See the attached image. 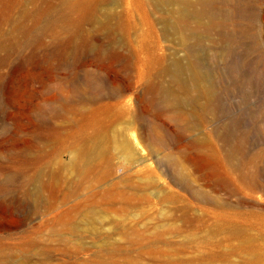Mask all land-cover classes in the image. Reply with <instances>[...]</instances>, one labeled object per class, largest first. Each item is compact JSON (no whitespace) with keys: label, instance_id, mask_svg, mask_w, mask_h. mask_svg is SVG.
<instances>
[{"label":"rangeland","instance_id":"rangeland-1","mask_svg":"<svg viewBox=\"0 0 264 264\" xmlns=\"http://www.w3.org/2000/svg\"><path fill=\"white\" fill-rule=\"evenodd\" d=\"M66 1L0 0V264H264V0H239L237 26L188 19L219 98L187 128L148 88L186 61L172 6L89 0L54 38ZM81 145L94 151L73 166Z\"/></svg>","mask_w":264,"mask_h":264},{"label":"bare ground","instance_id":"bare-ground-1","mask_svg":"<svg viewBox=\"0 0 264 264\" xmlns=\"http://www.w3.org/2000/svg\"><path fill=\"white\" fill-rule=\"evenodd\" d=\"M92 1V0H91ZM157 6L165 8L172 6V19L163 22L164 29L176 35L178 42L186 50V61L182 62L177 58H173L168 64L160 67L159 73L166 76L168 83H160L148 86L150 90L155 92V107L156 111H170L171 118L182 126L188 123L187 126L192 127L198 117V111L206 113L210 116H215L218 104V92L212 79V71L207 67H202L195 58L193 53L195 46L200 43L201 37L196 35L195 29L188 24V19L194 17L197 24H205L210 27L217 19L232 21L235 19L232 7L236 8L239 0H152ZM89 0H67L64 2L65 12L59 17L48 16L45 21V28L52 32L54 38L59 37L61 31L68 32L72 25L70 13L74 11H84L88 9ZM219 3L218 5H216ZM225 6V7H224ZM69 11V12H68ZM46 11V14L51 13ZM63 17V21L60 20ZM239 21L233 20L232 24L237 26ZM60 32V33H59ZM65 33V34H66ZM52 36V37H53ZM227 39H233L234 34L229 31L225 35ZM57 47H61L60 42H57ZM230 46L226 45L223 51V57L230 54ZM237 63H228L227 72L236 74L238 71ZM234 74V75H235ZM252 78L260 84H264V58H258L251 66ZM91 85L88 87L95 92H99L100 83L89 78L87 80ZM85 89V88H84ZM117 93V92H115ZM114 94V93H113ZM100 111V110H99ZM98 113V112H97ZM103 113V112H102ZM99 114V113H98ZM98 116V115H97ZM106 118V116H105ZM92 120V119H91ZM94 121V120H93ZM92 122V121H89ZM103 124V123H102ZM95 126V125H94ZM186 126V128H187ZM185 128V129H186ZM100 130V129H99ZM99 135V136H98ZM101 133H96L93 144L97 146L103 141ZM118 147L129 156H133V149L130 142L121 134L115 137ZM100 142V144H99ZM78 148V147H77ZM93 147H84L81 145L76 151L71 160V165H77L81 159L89 157L93 152ZM172 169L175 175L180 176V179L185 183L186 176L174 160L171 162ZM11 252V251H10Z\"/></svg>","mask_w":264,"mask_h":264}]
</instances>
